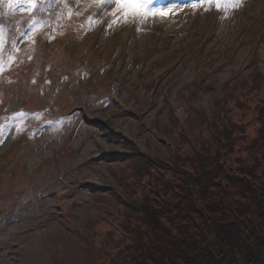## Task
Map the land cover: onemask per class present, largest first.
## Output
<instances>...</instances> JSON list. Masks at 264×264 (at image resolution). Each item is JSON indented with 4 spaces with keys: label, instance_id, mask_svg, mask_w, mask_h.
<instances>
[{
    "label": "rangeland",
    "instance_id": "rangeland-1",
    "mask_svg": "<svg viewBox=\"0 0 264 264\" xmlns=\"http://www.w3.org/2000/svg\"><path fill=\"white\" fill-rule=\"evenodd\" d=\"M261 5L0 0V264H51L91 226L99 244L128 157L165 154L171 116L187 135L234 79L264 76Z\"/></svg>",
    "mask_w": 264,
    "mask_h": 264
},
{
    "label": "trees",
    "instance_id": "trees-1",
    "mask_svg": "<svg viewBox=\"0 0 264 264\" xmlns=\"http://www.w3.org/2000/svg\"><path fill=\"white\" fill-rule=\"evenodd\" d=\"M224 91L194 110L187 135L171 116L165 154L128 157L100 208L99 244L91 226L51 264H264V76L253 68Z\"/></svg>",
    "mask_w": 264,
    "mask_h": 264
},
{
    "label": "snow or ice",
    "instance_id": "snow-or-ice-1",
    "mask_svg": "<svg viewBox=\"0 0 264 264\" xmlns=\"http://www.w3.org/2000/svg\"><path fill=\"white\" fill-rule=\"evenodd\" d=\"M18 3L19 0H16ZM107 2V0H105ZM147 0H116V3L119 7L128 9L130 11H139L144 8ZM201 2H206L209 4H215L217 8L221 7L222 4L226 3V0H201ZM13 6V0H9V7ZM146 14V13H145Z\"/></svg>",
    "mask_w": 264,
    "mask_h": 264
},
{
    "label": "bare ground",
    "instance_id": "bare-ground-1",
    "mask_svg": "<svg viewBox=\"0 0 264 264\" xmlns=\"http://www.w3.org/2000/svg\"><path fill=\"white\" fill-rule=\"evenodd\" d=\"M91 181H94L95 182V180H91ZM97 183V182H96Z\"/></svg>",
    "mask_w": 264,
    "mask_h": 264
}]
</instances>
